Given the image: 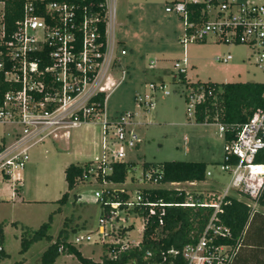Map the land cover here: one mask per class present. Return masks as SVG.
<instances>
[{"label":"built area","instance_id":"obj_1","mask_svg":"<svg viewBox=\"0 0 264 264\" xmlns=\"http://www.w3.org/2000/svg\"><path fill=\"white\" fill-rule=\"evenodd\" d=\"M112 1L114 5L110 8L107 0L101 4L104 7L101 15L100 11L93 10L90 0H28L13 31H8L3 22V4L0 3V80L2 78L7 86L0 94V122L12 127L8 137L0 142V175L4 180L14 185L21 184L32 149L94 120L101 122L102 136L98 148L92 149L97 153L94 160L98 164L94 167L92 160L88 172L96 179L101 174L104 177L101 184L109 183L105 176L112 172V163L128 162V152L142 141L131 111L121 113L114 120H109L106 112L108 93L120 82L113 75L116 63L121 62L115 54L120 42L115 35L110 37L109 27L115 26V0ZM190 3H207L208 19L203 23L191 21ZM166 10L179 14L185 22L186 31L180 38L182 44L205 42L210 36H214L217 42L246 44L251 50L249 59L264 74V0H175ZM101 22L106 24L104 51V43L99 40ZM121 54L125 55L126 50L122 49ZM232 59L231 54L217 58L221 62ZM187 63V57L183 62L175 63L177 74L186 73ZM151 67H154L153 61ZM150 88L164 90L166 85L151 83ZM99 93L106 94L102 106L94 101ZM164 93L170 94L168 90ZM144 96H136L137 105L145 102L149 107L153 106L154 94L145 93ZM203 98V93L190 92L191 115L195 104ZM220 130L224 134L225 126L220 124ZM262 150L264 108L240 126L234 137L224 141L221 170L228 173L230 179L220 194L206 198L176 187L178 194L186 192V200L184 203H168L163 198H154L152 192L179 182L162 183L163 172L160 169L141 167L135 177L133 195L126 188H105L95 192L101 202L100 207L107 208L105 213L101 212L98 238L93 232L77 233L72 242L82 245L99 241L109 258L119 259L130 250L141 249L147 225L154 218L163 225L169 206H201L212 208L213 212L198 239L186 245L181 253L171 250V262L148 264H183L176 260L178 254H181L184 264H232L242 237L235 238L232 229L222 221L224 204L232 196V191H239L250 199L249 207L257 205L264 192V162L256 160ZM137 167H134V173ZM207 175L211 176V171ZM85 177L88 178L87 175ZM115 192L128 194V198L124 202L110 201L111 194ZM130 217L142 218L139 241L128 239L135 220L127 226L123 224ZM117 222L121 224L116 225ZM130 226L133 228L129 229ZM124 228L127 230L121 235ZM109 237L110 240L107 239ZM3 248L0 245V250ZM152 256L149 250L145 258Z\"/></svg>","mask_w":264,"mask_h":264},{"label":"rangeland","instance_id":"obj_2","mask_svg":"<svg viewBox=\"0 0 264 264\" xmlns=\"http://www.w3.org/2000/svg\"><path fill=\"white\" fill-rule=\"evenodd\" d=\"M111 1L107 0L109 8L114 5ZM174 1L115 0V26L109 27V30L110 37L115 35L120 42L115 54L121 63H116L113 70L114 77L120 82L108 93L106 112L109 120L117 119L126 111L134 114L136 131L142 141L138 145L140 148L137 146L128 152V160L136 161L137 164L175 160L208 162L213 172L208 180L182 182L169 187H181L193 193L204 192L206 198H209L212 194H220L230 179V175L221 170L224 134L218 123H197L194 120L189 112L190 101L186 98L191 91H187L183 84L173 82L178 73L175 63L183 62V58L187 57L188 77L191 81L264 82V74L249 59L251 50L246 44L217 42L214 36L205 42L182 44L180 38L186 31L185 22L179 14L166 10ZM122 49L126 50L125 55L121 54ZM228 54L233 56L229 62L217 60L219 56ZM152 61L154 67L150 68ZM151 83L165 84L164 90L170 94H165L163 89L152 90ZM145 93L154 94L153 106L149 107L145 102L141 106L137 105L136 96L139 94L145 97ZM101 127V122L94 120L72 128L69 134L61 136L57 141L49 139L32 149L21 184L24 202L6 203L0 200V223L4 222V245L8 253L7 257L0 259V264H40L43 252L59 238L63 230L68 232V241H72L77 233L93 232L95 238H98L102 209L95 192L105 188H126L131 195L134 194L135 177L141 170L139 165L135 173L132 171L128 175L125 184H101L96 176H89L84 183L68 190L65 168L71 163L96 160L97 153H93L92 149L98 148L97 145L101 143ZM11 131L10 125L0 122V142ZM95 160L94 167L98 164ZM8 187L15 188L14 184L7 179L3 180L0 175L1 195L10 193ZM67 191L70 192L69 200L62 205L58 200ZM231 193L249 200L239 191ZM50 215H53V222L49 233L53 240L37 241L26 253H22L23 227L37 230L49 221ZM131 220H135V227L128 239L139 241L142 218L130 217L123 225H129ZM14 222L18 224L17 227L12 225ZM107 239L110 240V237ZM102 245L98 241L76 246L85 257L100 262L104 253ZM54 264L83 263L74 255L63 253Z\"/></svg>","mask_w":264,"mask_h":264},{"label":"trees","instance_id":"obj_3","mask_svg":"<svg viewBox=\"0 0 264 264\" xmlns=\"http://www.w3.org/2000/svg\"><path fill=\"white\" fill-rule=\"evenodd\" d=\"M28 0H0L3 4V22L8 31H13L16 22L22 18L24 6ZM50 0H45L48 2ZM92 1L93 10H98L101 15L104 14V7L101 4L106 0H90ZM207 3H197L188 5L190 12V20L198 23H203L208 19L206 12ZM182 18V16H180ZM183 19V18H182ZM99 40L104 43L102 50L106 49V24H100ZM183 84L187 91L192 93H203L204 98L195 104L193 117L197 123H218L225 126L224 139L230 140L236 135L240 126L247 123L255 112L264 108V83L252 81H237V82H222L213 81H190L186 73L177 74L173 82ZM4 82V81H3ZM0 80V94L7 89V86ZM189 102V96L186 97ZM106 99L105 93H99L95 96L94 101L104 105ZM257 161L264 162V150H262L256 158ZM93 161L88 160L84 163H71L65 168V178L68 183V190L75 189L79 184L84 183L91 176L88 172ZM135 161L115 162L112 163V172L106 174L105 179L112 184H124L128 175L136 167ZM144 169L157 168L163 172L162 183L171 182H196L206 181L210 178L207 175L209 171V163L203 161H165L161 163H149L144 161L142 164ZM103 176H98V182H103ZM67 191L58 201L65 205L70 196ZM154 198H163L168 203H184L186 200V192L178 194L176 188H157L152 192ZM128 194L115 192L110 196V201H125ZM106 199V198H105ZM260 204H264V193L260 198ZM109 208V206H108ZM102 214L107 211V208L101 207ZM61 211V208L58 209ZM213 212L212 208L201 206H181L172 205L167 208V213L164 216V224L160 225L157 219H153L147 225L141 249H134L124 253L119 259H111L107 254L106 248L102 260L96 262L88 257H85L80 249L72 242L68 241V232L63 230L59 238L53 242L42 254L40 264H54L57 259L63 254L74 255L83 264H148L153 262H171L173 256L171 250H176L179 253L183 248L195 242L202 231L204 230L209 218ZM250 207L236 198L230 196L224 204V213L222 221L229 226L235 238H241L245 226L250 216ZM53 215H50L48 222L43 223L37 230L23 227L21 236V252L26 253L31 245L40 240L52 241L53 236L49 233ZM14 226L18 224L12 223ZM130 226L129 229H132ZM127 229H123L121 235H124ZM4 222L0 223V245L4 244ZM61 250V251H60ZM152 251L153 256L145 258L147 251ZM8 256L5 249L0 250V259ZM175 259V258H174ZM176 260L180 263L182 260L181 254H178Z\"/></svg>","mask_w":264,"mask_h":264},{"label":"crops","instance_id":"obj_4","mask_svg":"<svg viewBox=\"0 0 264 264\" xmlns=\"http://www.w3.org/2000/svg\"><path fill=\"white\" fill-rule=\"evenodd\" d=\"M188 63H189V60H188ZM188 63H187V68H188ZM150 68H152L151 64H150ZM186 75H187V78L190 79L188 77V70L186 71ZM192 81H196V80H192ZM237 81H243V80H237ZM237 81L233 80L232 82H237ZM57 140L58 139H56V141ZM223 160H224V158H223ZM129 161H131V159H129ZM142 164H137L136 166L139 165V168H141V167H143ZM209 171H211L210 166H209ZM212 176H213V172L211 171L210 177H212ZM196 182H203V181H196ZM186 183H195V182H186ZM21 184L14 185L15 186L14 189L8 187V190L10 193H7L6 195H1V193H0V200L5 201L6 203H16L18 201L24 202L25 199H23V197H22V186H21ZM169 186H171V185H169ZM161 188H167V187H161ZM167 189H172V188H167ZM6 191H7V189H6ZM186 191H188V190H186ZM0 192L3 193V191H0ZM190 193H193V192H190ZM194 194H200L201 197H207L204 192H197ZM245 196H246V198L248 197L247 195H245ZM262 196H263V194H262ZM232 197L236 198L237 200H239L241 202L246 203L249 206L250 199L248 201H246L245 199H241L239 196H237L235 194H232ZM259 201H260V199H259ZM259 201L254 208L250 207L251 213H250L248 222H247L245 229H244V232H243L242 244H241L240 249H239L236 257L234 258V261L232 264H264V204H260ZM3 247L5 249L4 244H3Z\"/></svg>","mask_w":264,"mask_h":264}]
</instances>
